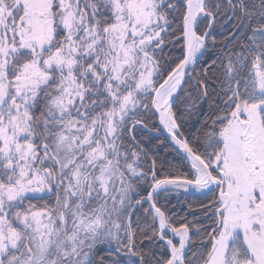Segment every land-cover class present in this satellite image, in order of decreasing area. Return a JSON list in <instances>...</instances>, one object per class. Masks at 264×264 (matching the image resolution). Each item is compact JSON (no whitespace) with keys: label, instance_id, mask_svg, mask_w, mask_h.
<instances>
[{"label":"snow or ice","instance_id":"obj_1","mask_svg":"<svg viewBox=\"0 0 264 264\" xmlns=\"http://www.w3.org/2000/svg\"><path fill=\"white\" fill-rule=\"evenodd\" d=\"M0 264H264V0H0Z\"/></svg>","mask_w":264,"mask_h":264},{"label":"trees","instance_id":"obj_2","mask_svg":"<svg viewBox=\"0 0 264 264\" xmlns=\"http://www.w3.org/2000/svg\"><path fill=\"white\" fill-rule=\"evenodd\" d=\"M179 209H177V211H178Z\"/></svg>","mask_w":264,"mask_h":264}]
</instances>
